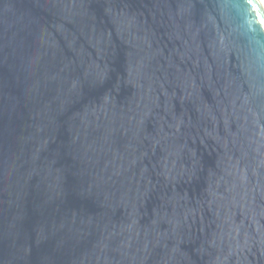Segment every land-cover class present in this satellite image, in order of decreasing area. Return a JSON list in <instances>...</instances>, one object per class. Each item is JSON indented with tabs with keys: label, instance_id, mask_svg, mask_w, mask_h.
I'll return each mask as SVG.
<instances>
[{
	"label": "water",
	"instance_id": "water-1",
	"mask_svg": "<svg viewBox=\"0 0 264 264\" xmlns=\"http://www.w3.org/2000/svg\"><path fill=\"white\" fill-rule=\"evenodd\" d=\"M0 264H264V0H0Z\"/></svg>",
	"mask_w": 264,
	"mask_h": 264
}]
</instances>
